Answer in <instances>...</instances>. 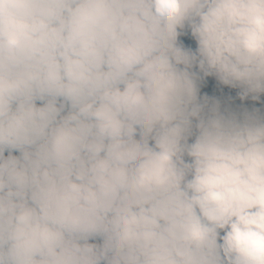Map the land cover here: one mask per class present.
I'll return each mask as SVG.
<instances>
[{"label":"clouds","instance_id":"obj_1","mask_svg":"<svg viewBox=\"0 0 264 264\" xmlns=\"http://www.w3.org/2000/svg\"><path fill=\"white\" fill-rule=\"evenodd\" d=\"M0 264H264V0H0Z\"/></svg>","mask_w":264,"mask_h":264}]
</instances>
